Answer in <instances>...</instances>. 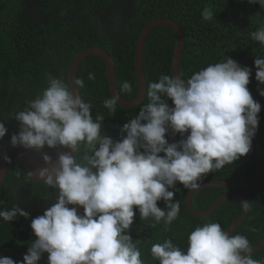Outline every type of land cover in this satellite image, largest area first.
Wrapping results in <instances>:
<instances>
[{
	"label": "clouds",
	"instance_id": "clouds-1",
	"mask_svg": "<svg viewBox=\"0 0 264 264\" xmlns=\"http://www.w3.org/2000/svg\"><path fill=\"white\" fill-rule=\"evenodd\" d=\"M249 3L264 8V0ZM202 18L212 20V10L205 8ZM250 36L264 46V27ZM254 66L256 81L264 85V58L256 57ZM251 72L225 57L187 79L161 74L158 82L146 84L148 102L119 129L117 142L101 134L103 115L93 119L92 105L64 78L48 74L47 86L16 113L20 129L11 136V144L36 150L63 147L71 153L58 154L54 163L43 156L49 167L38 171V179L58 194L43 215L32 219L36 239L22 264H38L44 253L48 264H144L142 242L128 234L134 209L141 220L162 222L167 231L181 210L170 190L177 182L189 192L198 190L206 174L233 165L251 151L261 111L247 87ZM94 78V73L88 74V79ZM75 85L83 88L84 81L76 79ZM132 92V84L123 81L118 94L103 106L114 115L121 93ZM258 93L264 97V89L258 88ZM169 131L182 139L169 143ZM7 132L0 122V139ZM81 146L83 154L77 159ZM161 200L163 210L157 206ZM241 204L248 208L250 203ZM18 215L27 219L29 213L18 206L0 208V219L6 223ZM150 251L159 264H264L252 258L246 236L231 235L216 222L191 231L186 252L171 239L152 244ZM0 264L17 262L0 257Z\"/></svg>",
	"mask_w": 264,
	"mask_h": 264
},
{
	"label": "trees",
	"instance_id": "trees-1",
	"mask_svg": "<svg viewBox=\"0 0 264 264\" xmlns=\"http://www.w3.org/2000/svg\"><path fill=\"white\" fill-rule=\"evenodd\" d=\"M209 8L213 19L206 21L202 12ZM169 19L179 25L184 35V48L179 63L181 77L190 78L209 64L221 62L225 57L241 67H249L250 83L247 86L253 99L261 105L259 124L252 142L263 157V171L258 183L244 191H232L218 186L198 190L192 199L196 211L207 210L223 195L241 196L249 204L245 219L232 230L231 235L248 238L251 247L264 238V97L258 88L264 89L255 79L254 60L264 58V46L251 39L250 33L264 27V8L249 0H0V122L8 129L0 147L17 134L20 122L14 117L23 110L26 101L35 99L47 86L46 76L51 74L69 82V69L75 57L83 50L97 47L106 51L115 63L118 91L123 81L133 86L132 94L121 96L127 101L137 99L139 85L135 73V56L138 40L144 29L154 21ZM176 48V34L170 27L155 28L146 39L142 67L146 84L158 82L161 74L172 75L171 65ZM94 73L95 78L88 79ZM77 79L84 81L80 96L92 105L93 119L103 115L101 134H107L114 142L121 139L119 129L138 115L142 104L127 109L117 105L114 115L103 104L112 97L104 61L98 56H88L80 64ZM170 107L172 101L165 98ZM126 136V133L124 134ZM169 143L182 139L180 134L166 135ZM43 150L56 158L57 149ZM83 154L77 152V159ZM161 155H163L161 153ZM257 158L253 150L233 165H226L218 172L208 173L200 182L224 181L245 185L252 181L257 171ZM174 201L180 202L176 221L165 230L164 224H156L151 218L141 220L137 209L134 223L128 234L139 240L144 264H159L151 256V246L171 239L186 252L187 237L197 226L216 222L226 231L243 212L241 203L234 199L221 202L205 218H196L187 209L189 193L177 182ZM57 190L34 180L10 154L7 174L0 187V208L18 206L29 213L28 218L19 215L10 223L0 219V257L22 264L28 247L36 237L31 229L32 219L43 215L56 199ZM157 206L165 209L163 200ZM71 207V206H70ZM83 214V209H78ZM252 229H255L253 231ZM264 261V246L252 255ZM38 264H48V254L41 256Z\"/></svg>",
	"mask_w": 264,
	"mask_h": 264
},
{
	"label": "water",
	"instance_id": "water-1",
	"mask_svg": "<svg viewBox=\"0 0 264 264\" xmlns=\"http://www.w3.org/2000/svg\"><path fill=\"white\" fill-rule=\"evenodd\" d=\"M160 26L170 27L171 29H173V31L176 34V48H175L173 59H172L171 71H172L173 76H180L179 63H180V59H181L183 48H184L183 32L180 29L179 25L176 24L172 20L161 19V20L154 21L144 29V31L142 32L138 40V44L136 48L135 73H136V78H137V82L139 85V95L137 99L133 101H127L122 96L119 97L118 105H120L123 108H127V109L137 108L144 102L146 98V81H145L143 67H142L143 49H144L146 39L148 38L150 33L155 28L160 27ZM92 55L98 56L104 61L106 68H107L108 85H109L111 95H117L119 91H118L117 82H116L115 63L113 59L111 58V56L106 51L100 48H97V47H91V48H87L81 51L73 60L70 66V69H69V84L72 87L73 91L74 92L78 91V94L80 95L79 89H77L75 85V80L77 79L78 68L85 58H87L88 56H92ZM251 149L256 155L258 165H257L256 174L250 183L245 184V185H235V184L224 182V181L211 180V181L200 182V188L198 190H200L201 188L207 187V186H218V187H223V188H226L232 191H244V190H248L254 187L258 183L262 175L263 157H262L260 150L257 148L254 142H252ZM63 152L71 153V149L59 147L57 149L56 158L58 154L63 153ZM10 154H14L20 160L21 164L26 169L27 173L29 175L32 174L30 176L34 180L40 183H43L38 179V171L44 167H49V165H46L43 160V156L47 154L41 149L40 150L26 149L21 145H17L13 147L11 144V141H7L0 147V187L2 186L5 180L6 174H7V163H8V158ZM5 157H7V160L5 159ZM56 158H52L53 163L55 162ZM198 190L189 192L186 197L187 209L196 218H205L209 216L221 202L228 200V199L237 200L239 203L246 202L239 195H234V194L223 195L219 197L218 199H216L207 210L203 212H199V211H196L192 205L193 196ZM242 207H243V212L241 216H239L227 228L226 230L227 233L230 234L232 230L236 228L240 223H242V221L247 216L249 212V207L245 208L243 205ZM263 246H264V238L256 246L252 248V255L256 253Z\"/></svg>",
	"mask_w": 264,
	"mask_h": 264
}]
</instances>
